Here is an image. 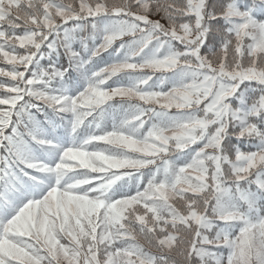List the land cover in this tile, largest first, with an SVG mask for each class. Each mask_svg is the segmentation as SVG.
Instances as JSON below:
<instances>
[{
  "label": "snow or ice",
  "instance_id": "6c2138e0",
  "mask_svg": "<svg viewBox=\"0 0 264 264\" xmlns=\"http://www.w3.org/2000/svg\"><path fill=\"white\" fill-rule=\"evenodd\" d=\"M0 264H264V0H0Z\"/></svg>",
  "mask_w": 264,
  "mask_h": 264
},
{
  "label": "trees",
  "instance_id": "16d2710c",
  "mask_svg": "<svg viewBox=\"0 0 264 264\" xmlns=\"http://www.w3.org/2000/svg\"><path fill=\"white\" fill-rule=\"evenodd\" d=\"M0 66H4L3 64H0Z\"/></svg>",
  "mask_w": 264,
  "mask_h": 264
}]
</instances>
